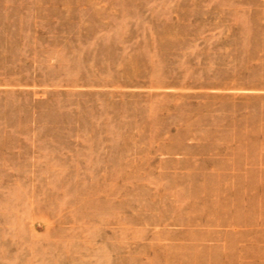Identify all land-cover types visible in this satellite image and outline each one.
Listing matches in <instances>:
<instances>
[{
  "label": "rangeland",
  "instance_id": "374dc122",
  "mask_svg": "<svg viewBox=\"0 0 264 264\" xmlns=\"http://www.w3.org/2000/svg\"><path fill=\"white\" fill-rule=\"evenodd\" d=\"M0 264H264V0H0Z\"/></svg>",
  "mask_w": 264,
  "mask_h": 264
}]
</instances>
